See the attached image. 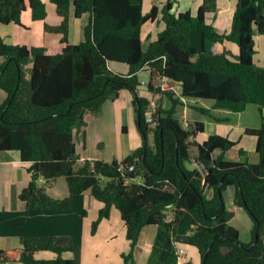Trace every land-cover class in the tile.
Masks as SVG:
<instances>
[{"label":"trees","instance_id":"1","mask_svg":"<svg viewBox=\"0 0 264 264\" xmlns=\"http://www.w3.org/2000/svg\"><path fill=\"white\" fill-rule=\"evenodd\" d=\"M51 1L63 20L46 28L62 33L61 52L8 43L0 33V88L7 92L0 103V151H20L32 177L20 194L26 207L0 210V235H19L23 245L0 249V263L82 264L90 191L101 203L93 235L113 208L125 223L130 248L122 252L121 264H135L149 225L158 230L147 264H196L180 254L185 244L199 249L202 264H264V116L260 128L247 129L256 135L260 155L251 162L228 157L238 144L228 136L215 133L199 142L206 123L177 114L186 99L234 112L254 104L262 113L264 66L255 55L256 36H264V0H237L231 29L223 32L207 19L218 11V0H203L196 14L173 11L171 1L162 7L155 2L148 13L144 0ZM28 6L35 20L46 18L44 0H0V25L21 24ZM73 9L77 17L90 14L84 39L76 44L68 41ZM160 13L166 27L145 47L143 26ZM226 41L237 43L239 54L218 48ZM111 61L128 64V73L113 70ZM146 67L148 95L141 93L139 76ZM125 88L134 95L143 144L123 160L81 161L76 135L87 124L81 115L101 112ZM193 107L213 116L211 109ZM61 176L69 194L58 198L48 185ZM230 187L236 189L235 204L255 223L250 241L231 223ZM41 250L56 255L38 258ZM67 251L73 256L66 257Z\"/></svg>","mask_w":264,"mask_h":264},{"label":"crops","instance_id":"2","mask_svg":"<svg viewBox=\"0 0 264 264\" xmlns=\"http://www.w3.org/2000/svg\"><path fill=\"white\" fill-rule=\"evenodd\" d=\"M44 1L46 3L48 12L45 19L35 20L32 15V9L30 6H28L27 10H25L22 15L21 24L11 22L8 24L0 25V33L8 43L26 44L29 46H43L46 47L48 52L52 54L59 53L63 50L65 44H62V33L50 31L46 28L47 25L57 26L61 24L63 18L59 15L57 5L54 2H52L51 0ZM168 1L172 2L173 11L181 12L191 10L194 14L198 11L200 5L203 2V0H150L149 7H146L147 0H144V11L145 13H148L155 2H157V4L162 7ZM224 1L225 0H221L222 3H224ZM235 9L236 7L234 9L222 7L216 12H209L207 14L208 22L213 23L219 31H229L232 26ZM89 20V13L84 14L81 17H77L75 15V10H72L68 39L69 43L76 44L80 43L83 40L84 28ZM149 24L151 26L147 30L146 39L148 38V40L146 44L144 41L145 47H147L151 41L156 40L158 38V34L166 27L165 22L162 20V13H160L155 20H150ZM260 36H262V34H260ZM257 39L258 36H256V43ZM263 43L264 38L261 42V46ZM218 48L221 51H224L225 49L231 50L235 55L239 54L240 51L238 44L232 41L219 43ZM256 48H258L257 45ZM3 61L4 59L0 58V63H2ZM258 65H264V61L261 58ZM110 67L118 72L128 73L129 71V65L124 62L115 63L114 61H111ZM145 72L148 73L150 82L151 71L148 67L142 69L139 72L140 79L142 74H144ZM147 88H142L143 91H141V93L148 95L149 92L147 91ZM6 99L7 92L0 88V103L4 102ZM114 100L115 101L113 102L105 103L102 109L103 112L101 114H97L96 120L101 127H106L108 125L107 123L111 120L115 121L116 128L119 125H121L122 128L125 125L127 126V130H123L124 132H126V136L124 138L125 141L122 139L120 144H118L117 152L119 156L117 158L123 160L131 151L143 144V138L138 128V124L137 128L130 127L131 124L132 126L134 124V118L137 121L133 98L131 97L130 93L127 90H123L120 96ZM194 104L211 109L213 116L208 113L199 111L198 109L193 107ZM88 113L92 112H87L85 114V120ZM177 114L181 118L186 120H202L206 123V131L204 133H201L197 137L199 142H203L211 134L218 133L224 136H228L230 137V139L238 142V144L228 153V157L237 160H250L251 162H258L260 160V155L257 152V137L256 135L247 131V129H258L262 126V115L264 116V110L262 111V113H260V109L258 106L249 105L242 112H234L227 108H214L212 101L210 102L207 100L199 101L197 99H186L185 105L178 108ZM214 116L218 117L221 120L216 119ZM88 122L90 125H93L90 120ZM123 145H125V149ZM123 152L125 155H123ZM82 158L85 157L83 156ZM102 158L108 157L103 156ZM102 158H94L92 156H89V159ZM28 166L29 163L22 160L20 151H0V210L5 209L17 211L23 210L26 207V202L20 198V194L24 187L29 184L32 178L31 173L28 170ZM41 181L43 182V179H41ZM60 181L61 178L59 182ZM58 183L53 187L48 188L49 193L52 196L58 198L67 196L69 194L68 186H61V190L53 193V190L57 187ZM235 190V187H230L226 192L228 207L235 211V216L231 220V223L240 228L242 238L245 241H250L253 236V228L255 226V223L243 207L237 206L235 204ZM86 196V202H90L92 205L94 204V206L96 204H99L97 203L98 201H96V199L90 194V191L86 193ZM100 206L101 205L97 207L98 210ZM116 212V208H113L111 217L109 219H104L99 226L98 232L94 234V240L92 241L94 247L92 251L96 259H99L100 255L103 256V254L107 252V250L116 245L115 241L112 243V240L117 236L120 237V235L122 237L121 242L123 245L122 247L119 246V248H117V252H120V254H122L123 251H127L130 248V242L126 238L125 223L122 220V217L119 218V215L116 214ZM114 218L119 221L121 219L119 228L122 229L120 232L118 231V224L114 222V224L112 225L111 221ZM89 230V220H87L86 218L84 223L82 264H85L86 262L87 246L85 247L84 245H86V238ZM157 230L158 227L156 225L146 226L142 230L140 241L136 249V257L139 259V257L143 255V264H147L152 245L155 241ZM100 234L101 236L100 238H98V235ZM22 247V240L19 235H0V249H21ZM181 248L185 249L186 258L193 259L196 264H202V256L198 248H195L194 245L192 246L187 244L183 245ZM121 263L122 261L120 262L119 259V261L115 262L114 264ZM1 264H23V262L20 259H17Z\"/></svg>","mask_w":264,"mask_h":264},{"label":"rangeland","instance_id":"3","mask_svg":"<svg viewBox=\"0 0 264 264\" xmlns=\"http://www.w3.org/2000/svg\"><path fill=\"white\" fill-rule=\"evenodd\" d=\"M149 5H150V0H147L146 7H149ZM236 6H237V0H225L224 3H222L221 0H220V2L218 0V9H220L222 7L234 9ZM196 13L197 12H195V14ZM210 13H213V12H210ZM149 22L150 21H148L144 24V34L143 35H144V39H145V44L148 40V38L146 39L147 30L151 26L149 24ZM18 24H20V23H18ZM257 36H258V39H257L256 45L258 48H256L257 53L255 55V59H256L257 64H258L260 58L264 61V43L261 46V42L263 41L264 37H263V35L260 36V34H258ZM114 62L115 63H123L120 61H114ZM140 80L142 82L140 88H141V91H143L142 88L146 89L148 87V82H149L148 73L145 72L144 74H142ZM123 90H127L130 93L131 97L132 98L134 97V95L130 89L125 88ZM113 101H115V100L110 98L105 103L113 102ZM250 105H254V104H250ZM254 106H256V105H254ZM102 112L103 111H101L100 113H88L87 117H86L87 124L85 125V130L81 129L80 132H78L76 135L77 136L76 142H77V146H78V153L81 156V161H83L85 159H89V156H92L94 158H102L104 156V157H108V158H102V159H107V160H114L117 157H119L118 153H117L118 152V144H120L122 139L125 141L124 138L126 136V132L123 131V128L121 125H119L116 128L115 121H112V120L107 123L108 125L106 127H101L100 124L97 122L96 117H97V114H101ZM89 120L93 123V125L89 124V122H88ZM133 121H134V124H133V126L131 124L130 127L131 128L132 127L137 128V121L135 120V118L133 119ZM123 146L125 149V145H123ZM123 155H125L124 152H123ZM83 156L85 158H82ZM117 159H119V158H117ZM60 178H61V181L59 182ZM57 183H58V185L53 190V193H56L59 190H61V186H68V183L66 182V177L61 176L58 178V180L56 182H54L53 184H49L48 187L49 188L53 187ZM97 203H99V204H96L95 206H94V204L92 205L90 202L88 203L89 215L87 216V220H89L90 230L88 231V234H87L86 245H84L85 247L87 246L86 247V262H85V264H97V263L98 264H114L115 262H118L119 259L121 262L122 256H121L120 252H117V248H119V246L122 247V245H123L121 242V238H122L121 235H120V237L117 236L115 239L112 240V243L115 241L116 245H114L112 248L107 250V252H105L103 254V256L100 255L99 259H96L95 256L93 255L92 250H93L94 245H93L92 241L94 240V235L92 234V223L95 219L98 218L97 216L99 215V210L97 207H99V205H101L100 202H97ZM117 212H116V214H118L119 218H121L119 210H117ZM111 222H112V225L114 224V222L116 224H118V229H119L118 231L120 232L122 229V228H119L120 227L119 223L121 222V219L119 221L116 218H114ZM100 236H101V234L98 235V238H100ZM194 247L197 248L196 246H194ZM54 255H56V253L51 251V250H41L36 254V256L38 258H52V257H54ZM64 255L66 257H71V256H73V252L67 251V252H65ZM143 259H144L143 255L140 256L139 259L136 257L135 264H143ZM146 260H147V258H146Z\"/></svg>","mask_w":264,"mask_h":264},{"label":"water","instance_id":"4","mask_svg":"<svg viewBox=\"0 0 264 264\" xmlns=\"http://www.w3.org/2000/svg\"><path fill=\"white\" fill-rule=\"evenodd\" d=\"M84 112H85V111H84ZM84 115H85V114L83 113V114L81 115V118H84ZM225 178H226V175H224V176L221 178V185L224 183ZM258 239H259V226H258L257 229H256L255 241H254L253 244L257 243Z\"/></svg>","mask_w":264,"mask_h":264},{"label":"built area","instance_id":"5","mask_svg":"<svg viewBox=\"0 0 264 264\" xmlns=\"http://www.w3.org/2000/svg\"><path fill=\"white\" fill-rule=\"evenodd\" d=\"M149 120H152V119L149 118ZM179 252H180L181 255H185L186 251H185V249L180 248Z\"/></svg>","mask_w":264,"mask_h":264}]
</instances>
